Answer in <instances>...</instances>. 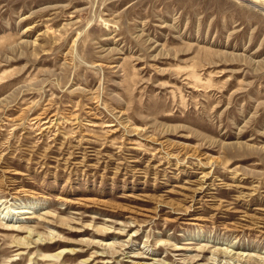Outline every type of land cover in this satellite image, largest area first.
<instances>
[{"label":"rangeland","instance_id":"374dc122","mask_svg":"<svg viewBox=\"0 0 264 264\" xmlns=\"http://www.w3.org/2000/svg\"><path fill=\"white\" fill-rule=\"evenodd\" d=\"M247 1L0 0V264H264Z\"/></svg>","mask_w":264,"mask_h":264},{"label":"water","instance_id":"95a60500","mask_svg":"<svg viewBox=\"0 0 264 264\" xmlns=\"http://www.w3.org/2000/svg\"><path fill=\"white\" fill-rule=\"evenodd\" d=\"M245 1H247V0H245ZM247 2H249L250 4H253V3H251L250 1H247Z\"/></svg>","mask_w":264,"mask_h":264}]
</instances>
